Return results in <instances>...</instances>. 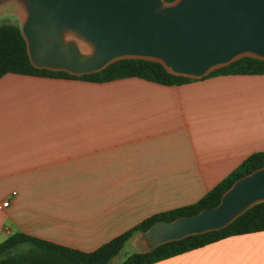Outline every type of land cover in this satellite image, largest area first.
<instances>
[{"label": "crops", "instance_id": "1", "mask_svg": "<svg viewBox=\"0 0 264 264\" xmlns=\"http://www.w3.org/2000/svg\"><path fill=\"white\" fill-rule=\"evenodd\" d=\"M257 153L264 74L175 86L4 74L0 204L9 205L0 243L23 233L93 252L151 216L195 204ZM152 264H264V231Z\"/></svg>", "mask_w": 264, "mask_h": 264}, {"label": "water", "instance_id": "2", "mask_svg": "<svg viewBox=\"0 0 264 264\" xmlns=\"http://www.w3.org/2000/svg\"><path fill=\"white\" fill-rule=\"evenodd\" d=\"M14 1L24 8L20 33L31 64L39 69L82 76L119 60L140 59L158 62L175 76L202 79L240 58L264 60V0ZM261 202L264 167L237 179L217 206L158 220L131 245L147 253L218 231Z\"/></svg>", "mask_w": 264, "mask_h": 264}, {"label": "trees", "instance_id": "3", "mask_svg": "<svg viewBox=\"0 0 264 264\" xmlns=\"http://www.w3.org/2000/svg\"><path fill=\"white\" fill-rule=\"evenodd\" d=\"M164 1L171 3L174 0ZM7 73L42 78L79 79L89 82H106L135 77L167 86L181 85L196 80L172 75L160 63L140 59L119 60L100 72L82 76H73L63 71L35 68L29 60L26 43L20 33L19 26L1 24L0 77ZM261 74H264V60L244 57L210 72L204 78L216 75ZM262 167H264V153L253 154L195 204L151 216L90 253L57 245L23 233H14L0 243V264H108L119 255L131 239L145 232L154 222L158 220L173 221L176 218L192 216L203 209L217 206L223 193L237 179ZM263 231L264 202H261L246 210L221 230L168 242L147 253H131L120 264H152L228 237Z\"/></svg>", "mask_w": 264, "mask_h": 264}, {"label": "rangeland", "instance_id": "4", "mask_svg": "<svg viewBox=\"0 0 264 264\" xmlns=\"http://www.w3.org/2000/svg\"><path fill=\"white\" fill-rule=\"evenodd\" d=\"M25 12L23 6L14 0L5 1L0 5V25L1 24H12L20 26ZM80 49L83 52L88 51V47L84 44L79 43ZM134 247L130 244V247H124L121 251L118 259L121 260L127 251H133ZM117 261L113 264H116Z\"/></svg>", "mask_w": 264, "mask_h": 264}, {"label": "built area", "instance_id": "5", "mask_svg": "<svg viewBox=\"0 0 264 264\" xmlns=\"http://www.w3.org/2000/svg\"><path fill=\"white\" fill-rule=\"evenodd\" d=\"M8 205H9V200H5V202H2V203L0 204V209L5 208V207H7Z\"/></svg>", "mask_w": 264, "mask_h": 264}]
</instances>
